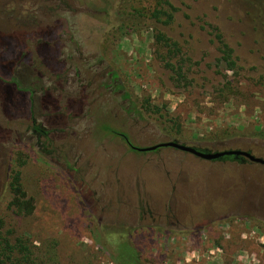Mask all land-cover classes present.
Returning a JSON list of instances; mask_svg holds the SVG:
<instances>
[{"label": "rangeland", "instance_id": "374dc122", "mask_svg": "<svg viewBox=\"0 0 264 264\" xmlns=\"http://www.w3.org/2000/svg\"><path fill=\"white\" fill-rule=\"evenodd\" d=\"M165 1L168 26L146 17L157 0H0V218L55 240L61 264H264V166L132 149L264 160L263 28L247 17L264 3Z\"/></svg>", "mask_w": 264, "mask_h": 264}, {"label": "trees", "instance_id": "16d2710c", "mask_svg": "<svg viewBox=\"0 0 264 264\" xmlns=\"http://www.w3.org/2000/svg\"><path fill=\"white\" fill-rule=\"evenodd\" d=\"M157 1L160 9L146 12V17L156 24L168 26L172 22L176 10L165 0ZM260 1L264 3V0ZM139 14L140 13H138V15ZM247 17L251 24L256 26L261 25L260 28H263V35H260L254 42L257 45L264 43V10L260 9V7L255 10H250ZM135 20L136 15H134V13L129 14V21ZM210 29L211 32L209 35L219 46L218 51L222 56L221 61L225 64L228 71L235 72L237 66L233 57V51L223 42L217 27L212 26ZM154 40L159 45H168L170 42L163 34L159 33L154 37ZM175 46L176 45L173 43L170 45V47ZM107 132L122 140L126 138L110 130H107ZM7 190L12 196L10 207H13L17 211V215H30L32 208L30 206V201L26 200V195L22 190L19 173L15 172L9 175ZM0 264H61V262L59 260L57 243L55 240H47L43 245L35 247L26 235H18L16 228H5L4 220L0 218Z\"/></svg>", "mask_w": 264, "mask_h": 264}, {"label": "water", "instance_id": "95a60500", "mask_svg": "<svg viewBox=\"0 0 264 264\" xmlns=\"http://www.w3.org/2000/svg\"><path fill=\"white\" fill-rule=\"evenodd\" d=\"M164 148H171L175 149L177 151L183 152L190 154L194 157H197L201 160L204 161H209V162H226V161H241L243 163L244 161H249L250 163L264 166V160L256 158L252 156L248 152H242V151H223V152H215L211 153L207 150H200L194 147H188L182 144L177 143L176 141L169 142V143H163V144H158L156 146L150 147V148H134L132 149L136 152L139 153H149V152H155L159 149H164Z\"/></svg>", "mask_w": 264, "mask_h": 264}, {"label": "flooded vegetation", "instance_id": "af4514ba", "mask_svg": "<svg viewBox=\"0 0 264 264\" xmlns=\"http://www.w3.org/2000/svg\"><path fill=\"white\" fill-rule=\"evenodd\" d=\"M36 131H37V130L35 129V130H34V133H35ZM232 162H233V161H232ZM234 162H237V161H234ZM238 163H241V161H239Z\"/></svg>", "mask_w": 264, "mask_h": 264}]
</instances>
